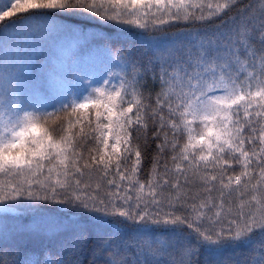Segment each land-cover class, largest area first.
<instances>
[{
    "label": "snow or ice",
    "instance_id": "1",
    "mask_svg": "<svg viewBox=\"0 0 264 264\" xmlns=\"http://www.w3.org/2000/svg\"><path fill=\"white\" fill-rule=\"evenodd\" d=\"M8 9L28 24L26 46H0V205L76 212L0 231V264H264V0H0V21ZM61 39L87 48L45 57ZM92 56L120 71L41 106ZM45 223L62 230L46 244Z\"/></svg>",
    "mask_w": 264,
    "mask_h": 264
},
{
    "label": "trees",
    "instance_id": "2",
    "mask_svg": "<svg viewBox=\"0 0 264 264\" xmlns=\"http://www.w3.org/2000/svg\"><path fill=\"white\" fill-rule=\"evenodd\" d=\"M13 12L12 15L5 18L4 21H0V46H4L5 43L8 45L13 44V42H19L23 45V33L26 31L27 21L23 23L19 22L14 10L8 9ZM218 22V21H217ZM35 21H33V24ZM56 23H60L56 20ZM180 28H185L187 26L181 24ZM195 27V26H192ZM89 33H98L103 35L109 32L107 26H92L86 29ZM95 43H93V47ZM116 46H120L119 43ZM80 47L87 48L85 41L80 40L77 43L74 40H58L53 42L49 40L43 44L44 55L47 58H51L56 62V57L61 60L64 59L63 50L69 49L71 51H77ZM76 58L73 57V60ZM117 61L113 59L111 63L102 57H88L86 61L80 62L78 65L74 64L76 72L74 75L76 79L72 81L71 87L67 91H61L58 93H53L50 89L45 90V96L41 99V106L47 107L48 110H52V106L59 107L61 103H69L73 99H79L81 96H87L88 93L94 87L103 86L105 80L110 79L108 76L109 72H119V67L116 66ZM112 83H117L115 78H111ZM37 87H43V81H36ZM94 118V117H93ZM156 144L157 141L151 138V131L149 132V140L146 147H143V174L146 175L147 171L151 168L153 156L156 154ZM92 146V145H89ZM167 156V154H165ZM235 202V201H234ZM25 203H31L34 205V209H24L17 207L18 202L9 201L7 204L0 205V209L9 208V211H0V231L7 229L9 234L15 233L17 230L23 231L25 228H33L36 223H38L41 218L45 221L61 219L67 224L69 218H75V209L70 207L53 204L44 201H25ZM35 209H39L37 212ZM45 231H43L40 236L43 243H47L49 239L59 238L57 236L58 231H62L56 228L55 224L45 223L43 225ZM27 243V241H26ZM40 240H36L35 244H39ZM232 259H239L238 255H231ZM84 264H88L89 254L85 253ZM205 257H200V264H204Z\"/></svg>",
    "mask_w": 264,
    "mask_h": 264
}]
</instances>
